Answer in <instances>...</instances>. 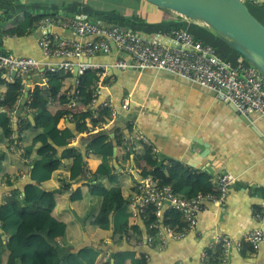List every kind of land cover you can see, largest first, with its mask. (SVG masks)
<instances>
[{"label":"crops","instance_id":"crops-1","mask_svg":"<svg viewBox=\"0 0 264 264\" xmlns=\"http://www.w3.org/2000/svg\"><path fill=\"white\" fill-rule=\"evenodd\" d=\"M73 1L69 5H55L42 4L45 2L43 0H14V5L17 10L30 5L35 10L30 12L34 14L76 16L94 22L97 14L103 12L105 15L98 20L99 23L106 24L109 21V24L130 27L144 38H156L164 43L170 41L163 33L173 27L181 26L191 30V26H194L206 31L199 23L170 11L166 14L143 1H133L131 5L128 0ZM98 1L105 6H95L99 5ZM251 3L264 22V0H253ZM100 8L102 10H98ZM19 14L21 13L17 11V15ZM59 30L63 36L77 37L69 29ZM224 48L228 54L224 58L233 59L235 63L242 60L239 55H231V49ZM0 51L18 56H33L49 66L57 65L63 60L61 57L46 59L31 32L25 36L0 35ZM119 59L130 61L131 58L127 53L116 49L111 53L89 58L94 63L108 65L107 76L100 77L103 83L98 88L97 104L110 100L119 107L125 98L130 97V109H119L118 116L108 126H104L102 115L93 113L92 117L87 116L90 110L78 105L76 101L72 106V92H67L64 99L68 102L57 101L56 112L68 110L76 114L70 115V120L69 116H61L55 129L39 137L44 145L41 153L52 151L53 146L57 147L60 154L68 145L85 149L93 143L113 156L112 163L119 172L123 166H127L125 158L128 151L125 148L119 149L115 145V138L119 136L122 139L124 135L133 138L144 136L157 148L158 159L152 158L155 165L150 166L143 159L145 149L142 145L145 143L140 141L133 152H129L127 175L119 181L124 193L129 192L135 184L131 175L138 182L146 170L159 169L171 180L178 178L181 170L192 171L197 175L196 183L209 181L213 187L218 183L221 173L229 172L236 179L229 187L224 207L208 203L207 211L200 214L196 227L188 230L184 238L180 241L172 239L166 247L150 248L145 241L144 225L140 219L134 220L142 229L143 235L139 240L135 235L102 233L99 229L86 228L82 220H79L76 202L83 199V186L86 182L101 179V176L93 175L98 165L95 158L83 156L84 169L79 175H71V178L65 162L64 166L55 171L52 179L42 184L45 194L41 198L36 195L37 182L33 181L32 175L29 177L31 171L12 166L9 178L0 179V218L1 205L11 203L25 221L19 232L22 244L35 247L46 255L67 256L70 264H79L74 254L85 245L98 247L105 259L111 257V262L116 261L111 253L133 249L138 255H148V263L198 264L204 251L211 249V255L217 253L218 235L243 237L255 228L264 230V211L260 220L254 217L253 212L254 207L264 204V118L257 113L243 114L233 104L219 99L214 90L190 83L168 71L119 69L115 66ZM71 60L78 61L76 58ZM38 76L37 71L30 76L33 89L25 99L26 102L38 86H34L35 83L41 82ZM71 83L75 89L74 74ZM42 86L46 87V83ZM20 99H24V94ZM72 119L80 122L86 120L88 127L84 132L65 138L61 135V130L66 127L76 130L77 122H71ZM15 134L17 135V131ZM17 153L16 156H20L21 153ZM59 165L60 160L57 159L54 168ZM74 221L77 226H70ZM64 229L67 230V236L82 237V242L67 244ZM102 238L104 242L100 241ZM2 239L7 243L9 236L4 234ZM226 264H264V244L256 253H252L248 244L243 252L233 251Z\"/></svg>","mask_w":264,"mask_h":264},{"label":"built area","instance_id":"built-area-1","mask_svg":"<svg viewBox=\"0 0 264 264\" xmlns=\"http://www.w3.org/2000/svg\"><path fill=\"white\" fill-rule=\"evenodd\" d=\"M58 29H69L75 32L77 37L63 36ZM29 32L36 37L46 59L61 57L63 60L57 65L49 66L33 56H18L0 51L2 78L12 82L13 71L16 70V76L22 78L23 92L29 86L28 80L34 71L38 72V77L41 79V82H36L34 86L38 84L40 87L47 82L46 72L69 71L75 76V90L79 76L84 75L88 70L95 71L100 77H106L108 65L94 63L89 58L108 54L116 49L127 53L131 58L130 61L119 59L115 63L119 69L168 71L190 83L216 91L219 99L233 104L243 114L257 113L264 118V74L245 60L235 63L222 57L214 45L204 42L188 28L173 27L166 30L163 34L170 42L164 43L156 38H144L135 29L119 24L108 26L87 18L49 14L35 23ZM82 38L86 39L82 40ZM71 58H76L78 61L74 62ZM101 82L103 83L99 80L91 86L93 98L88 109L98 115L108 110L109 120L104 123V126H108L118 116L119 109L124 111L130 109L131 100L130 97L125 98L119 107L110 100L98 105L97 92ZM76 92L79 93L78 90ZM3 100L4 97L0 94V102ZM20 109L21 99H18L13 107L0 105V112L8 113L11 127L19 121ZM140 141L150 146L152 158L158 159L157 148L146 137L133 138L127 135L122 137L123 146L128 152H133ZM11 149L22 152L17 149L16 144H13ZM235 179V175L223 172L219 175L213 191L187 197L175 192L171 184H163L161 178L142 177L138 181L136 192L130 194L128 201L133 218L140 219L147 228L148 246L166 247L170 240L184 238L188 230L196 227L200 214L207 211L208 203L218 204L223 208L229 187ZM263 211L264 204L254 207V217L258 220L262 219ZM169 213L179 217L170 221ZM246 244L251 247L252 253L258 252L264 244V230L255 228L245 233L243 237L218 235L217 255H210L208 251H204L198 264H226L232 252H243ZM143 256L146 260L149 259L148 255Z\"/></svg>","mask_w":264,"mask_h":264},{"label":"trees","instance_id":"trees-1","mask_svg":"<svg viewBox=\"0 0 264 264\" xmlns=\"http://www.w3.org/2000/svg\"><path fill=\"white\" fill-rule=\"evenodd\" d=\"M36 1L39 2L41 0ZM43 1H45L43 3L55 5H69L74 3L73 0ZM128 1L130 5L133 1H143L154 6L159 11L166 14L170 13L168 10L162 9L146 0ZM86 3L88 4L90 2ZM47 15L49 14L39 15L30 11H24L17 15L14 0H0V35L25 36L35 23L44 19ZM104 15L105 13L103 12L98 13L95 22L99 23L100 21L98 22V20H101ZM107 22L106 24H100L108 26L115 25V23L109 24V21ZM239 56L244 59L242 55L239 54ZM45 76L47 78L46 87L37 86L25 104L34 116L35 123H32L28 117L21 116L18 121V135H16L15 128L9 125L8 113L0 112V179L9 178V169L12 166L25 171H31L32 179L38 184L35 186L37 198H41L45 194V189L42 184L52 179L55 171L61 166H64L65 162L67 171L69 172V178H71V175H79L84 169L85 159L83 156L86 158H95L98 161V165L93 171V175L101 176V179H96L91 183L86 182V185L83 186V199L76 202L78 205H76V212L80 214L79 220H82L84 227L99 229L102 233L117 232L125 236L135 235L138 240L141 239L143 235L142 229L139 224L134 222L135 219L132 216L127 198L128 195L136 192L138 182L131 175L135 184L127 193H124L119 184V181L127 175L126 169L129 163V152L125 158L127 166L121 165L123 168L119 172L116 171V166L112 163L113 156L106 154L101 146L93 143H90L85 149L79 148L76 145H68L60 154H58L57 147L53 146L52 151L41 153L44 145L39 137L47 135L55 129L61 116H66V118L69 116L68 119L70 120V115L76 114L68 110L57 113L56 102H68L64 97H66L67 92H72L71 98L78 105L86 106L88 109L93 98L91 86L100 80V76L95 71H86L84 75L79 76L76 90L73 89L72 83L70 84L73 74L69 71H48L45 73ZM30 88H33V86ZM77 90L79 91L78 94L76 92ZM0 94L4 97L0 105L5 104L13 107L16 101L23 95L22 78L15 76L12 82H8L2 78L0 72ZM92 114L89 111L86 115L92 117ZM100 115H102L103 122L109 120L108 110L103 111ZM71 122H77L76 130L74 131L70 127L61 130V135L65 138L72 137L74 133L84 132L88 127L86 120L80 122L72 119ZM13 144H16L18 150H22L20 156H16L18 154L17 151L11 149ZM115 145L119 149L125 148L119 136L115 138ZM142 146L145 149L142 153L143 159L150 166L155 165L152 157L150 158L152 152L151 147L146 144ZM57 159L60 160V165L58 168H54ZM141 176H151L153 179L161 178L163 184H171L175 192L187 197H194L202 192L213 191L211 182L196 183L197 175L188 170H181L178 178L174 180L167 178L159 169L143 171ZM111 213H113L112 220L110 219ZM169 217L170 221H173L179 215L169 213ZM24 222V219L17 213L11 203L7 202L1 205L0 264H70L67 256L59 257L57 254L46 255L35 247L22 244L19 238V232ZM80 225L81 222H79V227ZM70 226H77V222L70 223ZM4 234L9 236L7 243H4L2 239V235ZM64 240L67 244H76L82 242V237L72 238L69 235L67 236V230L64 229ZM100 241L104 242V238ZM208 252L210 255L213 253L211 249ZM217 253L213 255H217ZM111 255L116 260L115 264H148L144 256L138 255L137 251L133 249L119 250L111 253ZM74 256L79 264H112L111 257L105 259V256L101 254L99 248L92 245H85Z\"/></svg>","mask_w":264,"mask_h":264},{"label":"water","instance_id":"water-1","mask_svg":"<svg viewBox=\"0 0 264 264\" xmlns=\"http://www.w3.org/2000/svg\"><path fill=\"white\" fill-rule=\"evenodd\" d=\"M160 8L201 24L214 37L229 45L264 74V22L252 13L247 0H146ZM253 1V0H251ZM78 69H75L77 75ZM17 71H13V76ZM29 85L32 83L28 80ZM30 88L26 87L19 116L26 115L32 123L34 116L25 104ZM216 93V91H215ZM18 135V123H15ZM117 149V148H115ZM31 177V173L29 175ZM141 179V177H140ZM34 181V180H33ZM140 181V180H139ZM27 184V182H25ZM21 190L23 189L20 185ZM113 213L110 214L112 220ZM148 231L144 226L146 241ZM180 241V240H177ZM115 261L113 260L112 263ZM148 264H156L149 262Z\"/></svg>","mask_w":264,"mask_h":264},{"label":"rangeland","instance_id":"rangeland-1","mask_svg":"<svg viewBox=\"0 0 264 264\" xmlns=\"http://www.w3.org/2000/svg\"><path fill=\"white\" fill-rule=\"evenodd\" d=\"M113 1H115V0H113ZM105 2H107V1L105 0ZM42 4H46V3H42ZM98 4L99 5L96 4L95 6H105L104 3L102 4L99 1H98ZM247 4L249 5L252 13L255 14L256 17L260 18V16L258 15V12H256V10L253 9L251 1L247 0ZM25 9H28V10H25ZM30 10L35 12V10H33L30 5L24 7L22 9H20V10H17V11L22 13L24 11H30ZM98 10H102V9L100 8ZM191 30L194 32L195 35H197L198 38H200L204 42H208V43L213 44L217 48L219 54H221L222 57H226L227 58V55H228L224 47H227V48L231 49V53H232L231 55H239L233 48H231L229 45L224 44V42H221V40H219L217 37H214L212 34H210L209 31L206 30L207 31L206 32L203 29H200V28H197V27H194V26H191ZM242 60H244V59H242ZM31 85H29V86H31ZM32 89L33 88H30V90H32ZM157 247L160 248V246H157Z\"/></svg>","mask_w":264,"mask_h":264},{"label":"clouds","instance_id":"clouds-1","mask_svg":"<svg viewBox=\"0 0 264 264\" xmlns=\"http://www.w3.org/2000/svg\"><path fill=\"white\" fill-rule=\"evenodd\" d=\"M32 84V83H31ZM28 87V86H27ZM25 91V90H24ZM23 94H24V92H23ZM27 108V107H26ZM28 110V109H27ZM29 111V110H28ZM29 113H30V111H29ZM18 123V122H17ZM15 125V124H14ZM14 128V127H13Z\"/></svg>","mask_w":264,"mask_h":264},{"label":"bare ground","instance_id":"bare-ground-1","mask_svg":"<svg viewBox=\"0 0 264 264\" xmlns=\"http://www.w3.org/2000/svg\"><path fill=\"white\" fill-rule=\"evenodd\" d=\"M29 88H30V86H29Z\"/></svg>","mask_w":264,"mask_h":264}]
</instances>
